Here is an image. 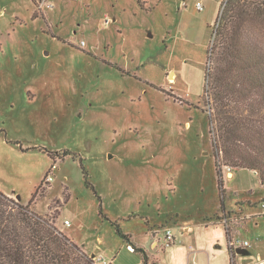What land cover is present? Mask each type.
Here are the masks:
<instances>
[{"label": "rangeland", "instance_id": "rangeland-1", "mask_svg": "<svg viewBox=\"0 0 264 264\" xmlns=\"http://www.w3.org/2000/svg\"><path fill=\"white\" fill-rule=\"evenodd\" d=\"M194 2L0 0V191L23 206L36 191L30 210L98 264L141 250L149 264H195L170 261L164 230L188 221L203 243L205 216L250 245L237 264L264 259V185L224 164L209 124L208 50L227 0L215 21L217 0ZM220 192L260 218L231 221Z\"/></svg>", "mask_w": 264, "mask_h": 264}, {"label": "trees", "instance_id": "trees-1", "mask_svg": "<svg viewBox=\"0 0 264 264\" xmlns=\"http://www.w3.org/2000/svg\"><path fill=\"white\" fill-rule=\"evenodd\" d=\"M219 18L206 72L213 145L225 165L257 172L264 185V1L227 0ZM35 195L23 206L0 191V264H95L51 221L30 210ZM218 197L223 210V194ZM116 232L136 253L129 236ZM141 252L140 264H149Z\"/></svg>", "mask_w": 264, "mask_h": 264}, {"label": "crops", "instance_id": "crops-1", "mask_svg": "<svg viewBox=\"0 0 264 264\" xmlns=\"http://www.w3.org/2000/svg\"><path fill=\"white\" fill-rule=\"evenodd\" d=\"M196 1L198 0H195V2ZM199 1L203 3V0H199ZM217 1L219 3V9L214 17V21L216 20L218 16L220 6H221V0H217ZM203 6H204V3H203ZM251 203H252L251 201H246V204H247V207H246L243 201L241 203L242 205H238V204L236 205L227 196H226V200L224 198V207L226 208L233 207V209H235L237 213L236 216L233 215V217L228 214L230 216L231 221L233 220L237 221V220L243 219L245 220L244 224L248 222L249 220L260 218V217L255 216L258 212H257V209L250 207ZM232 205L234 206L236 205V206L234 207ZM218 207H219V204H218ZM259 207L260 205H258V208ZM216 218L217 217L205 216V219H207L206 222L204 219L203 223L198 225V227H200V229L205 232L204 234L203 233L200 234L199 238H203V239L207 238L206 241H204L203 243H198V242L195 243L193 240H190L191 239L190 232H191V228H193L191 227L193 226L191 222H188V221H181L179 223L177 222L176 224L178 225L177 227L178 236L176 237V240L177 241L179 240V241L178 242L176 241L177 243L175 242V244L170 247V249L171 248L174 249L171 251L170 261H176L177 258L180 257V260L182 262H185L183 260L186 259L187 257V260H189V262L193 260L195 264H231V262H233V264H237V261H236L237 251L238 250L242 251L238 254H244L246 251V248H238L234 254L230 255V253L228 252L227 243H228V238L230 237H235V238L240 239L239 231H234L233 229L229 230L228 227L225 228L224 224L218 218L217 219ZM181 228H184L186 232L181 231ZM220 228H222V234H223V239L221 241H220V238L216 236V234L218 233V229ZM126 236H129L130 243H132L135 246H140L142 249H144L141 246V244L136 243L130 235H126ZM190 241H192V243ZM147 258H148V263H149L151 259H149L148 256ZM256 258L262 259L260 254H257ZM140 263L141 261L135 264H140ZM154 263L157 264L155 260H154Z\"/></svg>", "mask_w": 264, "mask_h": 264}, {"label": "built area", "instance_id": "built-area-1", "mask_svg": "<svg viewBox=\"0 0 264 264\" xmlns=\"http://www.w3.org/2000/svg\"><path fill=\"white\" fill-rule=\"evenodd\" d=\"M39 5L43 6V8L48 6L47 4H45L44 1H41L39 3ZM194 7H195V9L198 12H201L203 10V8H204L203 3L201 1H199V0L194 3ZM84 46H85V42H81V47H84ZM51 168L55 169V166H52ZM46 181L47 182H51L52 181V177L51 176L47 177ZM261 208L264 211V204L261 205ZM64 224L68 225V221H65ZM181 231H185V229L181 228ZM176 241H177L176 240V236L174 235L172 230L170 228H166L164 230V244H163V248H170L171 246H173L175 244ZM247 246H249V244L246 241H241L240 239L235 238V237L228 238L227 247H228V252L230 253V255L234 254L235 251L238 248H246ZM126 249H127V251H129L131 253H134V249L132 248V246L127 245ZM93 259H94V263L95 264L103 262V257H101V256H98V257L93 258ZM232 264H233V262H232ZM257 264H264V260L261 259V258H258L257 259Z\"/></svg>", "mask_w": 264, "mask_h": 264}, {"label": "water", "instance_id": "water-1", "mask_svg": "<svg viewBox=\"0 0 264 264\" xmlns=\"http://www.w3.org/2000/svg\"><path fill=\"white\" fill-rule=\"evenodd\" d=\"M17 198H18V197H17ZM240 252H242V251H240V250L237 251V253H240Z\"/></svg>", "mask_w": 264, "mask_h": 264}, {"label": "bare ground", "instance_id": "bare-ground-1", "mask_svg": "<svg viewBox=\"0 0 264 264\" xmlns=\"http://www.w3.org/2000/svg\"><path fill=\"white\" fill-rule=\"evenodd\" d=\"M171 76H172V74H171Z\"/></svg>", "mask_w": 264, "mask_h": 264}]
</instances>
